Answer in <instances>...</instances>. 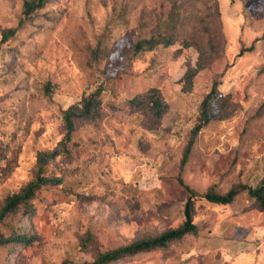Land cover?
Returning <instances> with one entry per match:
<instances>
[{
	"label": "rangeland",
	"instance_id": "obj_1",
	"mask_svg": "<svg viewBox=\"0 0 264 264\" xmlns=\"http://www.w3.org/2000/svg\"><path fill=\"white\" fill-rule=\"evenodd\" d=\"M24 1L0 0V32L17 29L0 41V207L35 178L38 152L62 139L65 108L100 89L101 115L75 119L67 150L46 163L60 183L0 222L4 235L28 236L0 245V264H83L176 228L188 199L179 179L196 193V232L109 264H264V212L247 192L228 204L202 197L264 177V0H45L23 16ZM171 28L172 44L133 51ZM200 50L205 67L184 92ZM213 81L211 120L181 167ZM150 88L167 104L158 120L149 102L128 104Z\"/></svg>",
	"mask_w": 264,
	"mask_h": 264
},
{
	"label": "trees",
	"instance_id": "obj_2",
	"mask_svg": "<svg viewBox=\"0 0 264 264\" xmlns=\"http://www.w3.org/2000/svg\"><path fill=\"white\" fill-rule=\"evenodd\" d=\"M45 0H25L23 3V16H28L30 13L43 7ZM172 19L178 20L177 15H172ZM22 20L19 21L21 23ZM16 27L4 28L1 30V42L6 41L11 38L16 33ZM164 31L163 33L153 34L149 37H143L135 41L133 44V51L135 53L141 52L143 50H152L159 44L168 46L173 43V31ZM256 38L255 40H258ZM254 48V43H251L248 47H242L238 55H241L245 51H251ZM205 67L203 51L200 50L199 58L196 65L186 69L185 73L181 77L182 82L181 90L188 92L191 90L194 82V78L197 72ZM217 81H213L209 91L203 97L200 107L199 115L196 123L190 130V137L187 140L185 147L181 156V167L184 166L189 158L192 146L196 139L199 131L211 120L210 117V106L211 101L217 98ZM150 96H134L128 99V104L137 108L140 111L148 110V102L150 104L149 109L151 114L158 120L160 119L162 113L165 111L167 104L163 102L162 97L157 88H150ZM220 102V101H219ZM101 91L96 89L89 93L87 96L83 97L78 103L71 104L62 111V119L64 123L65 133L62 139L57 143L56 147L51 151L38 152L36 157L37 173L33 180L29 181L24 187H22L18 192L8 195L3 205L0 207V222L8 216L10 213L14 212L16 209L21 207H28L29 201L35 196L36 192L45 185H55L60 183L61 179L54 176H47L44 174V167L46 163L54 158L56 155L63 153L67 150V144L71 141L72 133L74 132V120L77 118L86 120L98 119L101 115ZM224 102L220 103L219 118L225 119L228 116V112L224 110ZM179 182L182 184L185 191L188 193V199L184 204L183 215L184 219L182 224L176 228L168 229L159 235L137 239L126 245L118 246L112 249L105 250L97 254V256L92 261H84L83 264H109L115 262L122 257L130 256L143 251H150L158 248L165 247L169 242L174 240H179L188 233H195L197 226L193 221V197L196 193L184 184L181 179ZM246 191L247 194L255 201L260 210L264 212V177L255 186L246 185H235L229 188L226 192L219 193L212 190H207L202 197L207 201L218 204H228L231 203L236 196L242 192ZM90 238V236H88ZM28 236L25 234H11L4 235L0 231V245L9 242H26ZM90 240V239H89ZM62 264H70L68 261H63Z\"/></svg>",
	"mask_w": 264,
	"mask_h": 264
}]
</instances>
